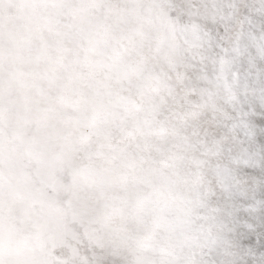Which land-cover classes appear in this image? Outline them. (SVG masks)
<instances>
[{
	"label": "snow or ice",
	"instance_id": "6c2138e0",
	"mask_svg": "<svg viewBox=\"0 0 264 264\" xmlns=\"http://www.w3.org/2000/svg\"><path fill=\"white\" fill-rule=\"evenodd\" d=\"M0 264H264V0H0Z\"/></svg>",
	"mask_w": 264,
	"mask_h": 264
}]
</instances>
